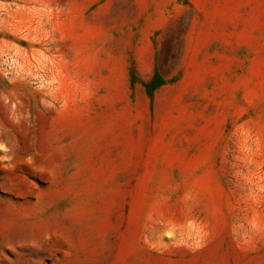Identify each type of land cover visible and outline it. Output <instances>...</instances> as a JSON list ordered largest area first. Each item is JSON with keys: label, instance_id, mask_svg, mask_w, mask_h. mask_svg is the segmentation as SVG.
Returning a JSON list of instances; mask_svg holds the SVG:
<instances>
[{"label": "rangeland", "instance_id": "1", "mask_svg": "<svg viewBox=\"0 0 264 264\" xmlns=\"http://www.w3.org/2000/svg\"><path fill=\"white\" fill-rule=\"evenodd\" d=\"M0 264H264V0H0Z\"/></svg>", "mask_w": 264, "mask_h": 264}, {"label": "trees", "instance_id": "2", "mask_svg": "<svg viewBox=\"0 0 264 264\" xmlns=\"http://www.w3.org/2000/svg\"><path fill=\"white\" fill-rule=\"evenodd\" d=\"M157 77H154L150 82L146 83V87H155L159 82Z\"/></svg>", "mask_w": 264, "mask_h": 264}]
</instances>
